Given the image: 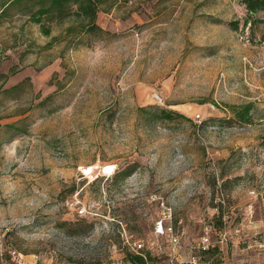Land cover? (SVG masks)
Returning a JSON list of instances; mask_svg holds the SVG:
<instances>
[{"label":"rangeland","instance_id":"374dc122","mask_svg":"<svg viewBox=\"0 0 264 264\" xmlns=\"http://www.w3.org/2000/svg\"><path fill=\"white\" fill-rule=\"evenodd\" d=\"M247 18L239 0H102L104 30L45 36L3 17L0 264H131L163 204L179 258L209 235L198 264H264V25Z\"/></svg>","mask_w":264,"mask_h":264},{"label":"trees","instance_id":"16d2710c","mask_svg":"<svg viewBox=\"0 0 264 264\" xmlns=\"http://www.w3.org/2000/svg\"><path fill=\"white\" fill-rule=\"evenodd\" d=\"M247 10L250 18L244 20V24L251 23L264 25V0H239ZM102 0H0V22L3 17L9 16L11 11L16 8L20 14L28 17L31 22L40 26L41 32L45 36H52L54 24H60L67 19L73 20L65 29L68 36H77L83 33H94L104 30L98 25L97 17L100 11ZM262 12L260 17L256 13ZM231 25L237 30L239 22L232 21ZM55 36H53V39ZM251 104H244L234 110L236 117L247 122L250 120ZM159 119L188 118L178 110L160 109ZM135 166L129 165L121 170L118 176L127 177L134 171ZM81 215V214H79ZM127 260L131 264H154L155 256L147 252L143 257L139 254L130 253Z\"/></svg>","mask_w":264,"mask_h":264},{"label":"built area","instance_id":"2783aa9c","mask_svg":"<svg viewBox=\"0 0 264 264\" xmlns=\"http://www.w3.org/2000/svg\"><path fill=\"white\" fill-rule=\"evenodd\" d=\"M155 98L158 102H163V97L159 93L155 94ZM67 203L71 208L77 209L79 206L77 200H70ZM84 211V208L79 209L80 214H83ZM173 217L171 208L163 204V210L154 226V239H150L148 242L142 239L135 240L133 242L135 253L146 257L147 252H150L151 255L153 254L159 258L165 257L160 264H198L199 255L196 251L197 249L198 251L211 249L210 247L213 245L211 236H203L199 245L189 248L190 252L185 258H179L181 234L175 225ZM9 229L8 227L7 230ZM9 254L12 264H45L40 257L35 255L28 257L17 250H9Z\"/></svg>","mask_w":264,"mask_h":264},{"label":"bare ground","instance_id":"6f19581e","mask_svg":"<svg viewBox=\"0 0 264 264\" xmlns=\"http://www.w3.org/2000/svg\"><path fill=\"white\" fill-rule=\"evenodd\" d=\"M112 167H113V165L112 166L111 165L107 166L106 168H104V166H102L101 171L108 172V171L111 170ZM89 168H90V172L92 173L93 172V167H89ZM89 168H86V170L89 169ZM103 168H104V170H103Z\"/></svg>","mask_w":264,"mask_h":264}]
</instances>
